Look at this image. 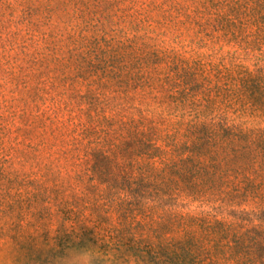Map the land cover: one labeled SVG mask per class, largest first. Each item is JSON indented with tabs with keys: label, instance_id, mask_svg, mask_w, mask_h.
Listing matches in <instances>:
<instances>
[{
	"label": "trees",
	"instance_id": "obj_1",
	"mask_svg": "<svg viewBox=\"0 0 264 264\" xmlns=\"http://www.w3.org/2000/svg\"><path fill=\"white\" fill-rule=\"evenodd\" d=\"M0 246L264 264V0H0Z\"/></svg>",
	"mask_w": 264,
	"mask_h": 264
},
{
	"label": "rangeland",
	"instance_id": "obj_2",
	"mask_svg": "<svg viewBox=\"0 0 264 264\" xmlns=\"http://www.w3.org/2000/svg\"><path fill=\"white\" fill-rule=\"evenodd\" d=\"M0 264H15L13 261V254L12 252L4 247L2 248V246H0ZM83 258L80 257L79 255H77L74 252H70L66 258L55 262L54 264H71V263H78V264H87V262H83L82 261ZM76 261V262H75Z\"/></svg>",
	"mask_w": 264,
	"mask_h": 264
}]
</instances>
